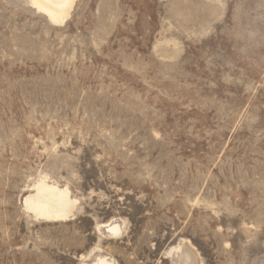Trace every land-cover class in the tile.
Wrapping results in <instances>:
<instances>
[{"label":"rangeland","instance_id":"374dc122","mask_svg":"<svg viewBox=\"0 0 264 264\" xmlns=\"http://www.w3.org/2000/svg\"><path fill=\"white\" fill-rule=\"evenodd\" d=\"M41 182L68 217L27 209ZM185 246L264 264V0H75L58 24L0 0V264Z\"/></svg>","mask_w":264,"mask_h":264},{"label":"bare ground","instance_id":"6f19581e","mask_svg":"<svg viewBox=\"0 0 264 264\" xmlns=\"http://www.w3.org/2000/svg\"><path fill=\"white\" fill-rule=\"evenodd\" d=\"M31 5L39 12L45 14L53 23H63L70 15L75 0H30ZM28 210L50 219L68 217L75 205L70 197L68 189H61L57 185L41 182L36 186L35 194L25 199ZM107 231L116 232L118 225L106 228ZM191 247V246H190ZM189 246L183 249V264H199L197 255ZM99 264H112L106 260H100Z\"/></svg>","mask_w":264,"mask_h":264}]
</instances>
